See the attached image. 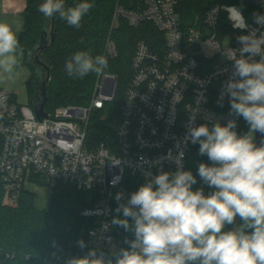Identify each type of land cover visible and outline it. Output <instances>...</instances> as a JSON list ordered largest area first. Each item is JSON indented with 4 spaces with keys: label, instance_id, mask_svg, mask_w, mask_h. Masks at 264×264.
Listing matches in <instances>:
<instances>
[{
    "label": "built area",
    "instance_id": "2783aa9c",
    "mask_svg": "<svg viewBox=\"0 0 264 264\" xmlns=\"http://www.w3.org/2000/svg\"><path fill=\"white\" fill-rule=\"evenodd\" d=\"M251 1L258 14H264V0ZM177 3L123 0L116 5L111 32L125 20L134 28L150 23L157 33L149 42H137L115 140L94 141L88 133L94 112L104 110L116 97L115 74L99 75L89 105L60 106L43 121L29 102L18 103L12 92L0 86V178L5 201H18L42 181L52 192L63 183L92 191L98 198L94 206L81 211L91 220L86 247L74 253L54 251L46 264H67L69 258L82 257L90 249L115 260V253L128 247L125 241L130 239L120 236L121 228L112 224L114 189L127 173L147 181L161 171L187 170L188 155L199 146L187 139L190 127L235 120V130L243 135L242 116L232 113L229 96L221 95L234 72V63L224 51L230 48L239 56L238 37L251 31L259 36L264 25L254 18L249 22L238 5L219 4L208 10L201 26L185 28ZM233 6L248 28L233 27L227 12ZM104 56H118L111 34ZM179 151L184 155L178 165L169 154Z\"/></svg>",
    "mask_w": 264,
    "mask_h": 264
},
{
    "label": "clouds",
    "instance_id": "9594fccd",
    "mask_svg": "<svg viewBox=\"0 0 264 264\" xmlns=\"http://www.w3.org/2000/svg\"><path fill=\"white\" fill-rule=\"evenodd\" d=\"M93 6L91 0H78L74 6H66V0H44L38 11L46 18L58 14L79 28ZM227 12L234 28L249 27L239 9L228 7ZM253 18L264 25V14L254 13ZM20 31L19 22L15 28L0 22V83L14 82L20 74ZM238 40L239 56L230 48L224 51L234 72L221 95L229 96L231 112L243 117L248 132L239 135L235 120L188 131L187 139L198 143L199 154L212 162L198 166V176L211 191L193 189L197 177L191 170L161 171L116 207L123 218L115 216L112 224L134 239L125 241L128 247L120 248L115 260L90 249L67 264H264V143H255V134H264V32L257 36L251 31ZM107 68V58L93 57L90 51H77L65 63L71 78L101 75ZM169 155L179 165L184 153ZM115 199L121 201L123 193ZM229 225L231 230H225ZM77 243L86 247L83 240Z\"/></svg>",
    "mask_w": 264,
    "mask_h": 264
},
{
    "label": "trees",
    "instance_id": "16d2710c",
    "mask_svg": "<svg viewBox=\"0 0 264 264\" xmlns=\"http://www.w3.org/2000/svg\"><path fill=\"white\" fill-rule=\"evenodd\" d=\"M118 1L123 2L91 0L94 6L82 18L81 26L75 28L68 25L58 14L51 18L44 17L38 11L42 0H27L25 24L18 37L20 47L27 57L25 65H29V55L34 57L37 53L44 26L52 27L54 22L55 41L40 54V59L50 69L45 110L51 114L60 106L89 105L99 75L89 73L82 79L71 78L65 71V63L77 51H90L93 57L104 56L105 45L111 34L117 43L118 56L107 59L108 68L104 72L117 75L119 86L115 99L107 103L104 110L96 111L92 115L88 133L94 141H109L111 137L116 139L125 91L133 74L132 61L137 42L142 39L149 42L150 36L157 33L150 23L134 28L125 20H121L119 27L111 32ZM77 2L78 0H66V6H74ZM219 4L240 6L249 22L253 20L254 13L259 12L257 4L251 0H178L177 11L185 28L197 27L204 23L208 10ZM227 25L225 22V26ZM27 87L29 103L32 105L35 93L33 72ZM248 130L249 125L242 117L241 132L245 134ZM202 162L209 165L212 163L206 155L199 154V146L193 147L188 155L187 170H191L197 177V184L193 189L203 187L207 194L211 189L198 176V166ZM146 182L127 173L120 186L114 189L113 195L122 192L128 199L132 192ZM45 184L44 181L40 183L41 186ZM50 198L48 209H40L35 193L29 191L23 192L18 201L9 203L5 201L0 178V264H46L54 251L74 253L82 250L77 242L83 240L87 243V230L91 227V220L82 216L81 211L96 204V194L79 190L74 185L59 183ZM119 203H124V200L115 199V209ZM117 215L123 218L122 213L115 212V216ZM239 222L238 218L237 223ZM125 233L128 239H134L130 232ZM7 253L11 254L9 258Z\"/></svg>",
    "mask_w": 264,
    "mask_h": 264
},
{
    "label": "water",
    "instance_id": "95a60500",
    "mask_svg": "<svg viewBox=\"0 0 264 264\" xmlns=\"http://www.w3.org/2000/svg\"><path fill=\"white\" fill-rule=\"evenodd\" d=\"M44 2V0H42ZM54 17V16H53ZM55 30H54V22L52 27L49 25H45L39 46L37 48V53L33 57L32 54L29 55V67L31 68L34 75V85H35V93L32 99V106L37 118L40 121H43L47 118L48 113L45 110L46 103L48 101V89L47 84L50 80V69L49 67L40 59V54L53 44L55 41ZM255 143L259 147L261 143H263V134L257 132L255 134ZM238 220V218H237ZM237 222V221H236ZM233 225L226 226V230H231ZM120 236L124 238H128L125 231L121 229Z\"/></svg>",
    "mask_w": 264,
    "mask_h": 264
},
{
    "label": "crops",
    "instance_id": "0c3cea01",
    "mask_svg": "<svg viewBox=\"0 0 264 264\" xmlns=\"http://www.w3.org/2000/svg\"><path fill=\"white\" fill-rule=\"evenodd\" d=\"M26 5H27V0H0V22H6L12 25L13 28H15L16 23L19 22L21 24V31H22L25 24L24 13L26 10ZM20 32L18 33V37ZM23 60H24V56L22 55L21 68L19 69L20 74L16 80L14 82L0 83V86L3 89L12 92L15 95L17 102L20 104H26L30 100L27 82L32 75V70L30 69V67L28 65L22 64ZM50 197H51V193H50ZM50 199H49V204H50ZM41 208L46 209L47 207H41Z\"/></svg>",
    "mask_w": 264,
    "mask_h": 264
},
{
    "label": "rangeland",
    "instance_id": "374dc122",
    "mask_svg": "<svg viewBox=\"0 0 264 264\" xmlns=\"http://www.w3.org/2000/svg\"><path fill=\"white\" fill-rule=\"evenodd\" d=\"M23 56H24V60H23L22 64L25 65V63L27 62V57L24 53H23ZM29 192L35 193L36 203H38L41 207H47L46 209L49 208L48 204H49V199H50V193L52 194L50 187L39 185L36 188H34V191H29ZM123 200H124V203H127V198H126V195H124V194H123ZM7 201H9V200H7ZM38 204H37V206L40 209H42Z\"/></svg>",
    "mask_w": 264,
    "mask_h": 264
}]
</instances>
